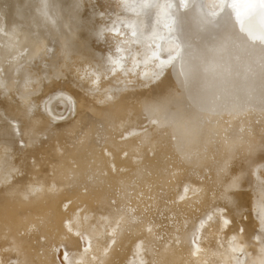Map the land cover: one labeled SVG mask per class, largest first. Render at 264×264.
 <instances>
[{
    "label": "rangeland",
    "instance_id": "rangeland-1",
    "mask_svg": "<svg viewBox=\"0 0 264 264\" xmlns=\"http://www.w3.org/2000/svg\"><path fill=\"white\" fill-rule=\"evenodd\" d=\"M58 1L53 0L51 3L57 2L58 6L62 4L67 8H63L62 5L58 7L54 3L57 11L53 5H50L55 11L53 17L57 23L58 32L65 39L69 35L75 37V33L70 32L73 29L78 31V28H73L74 25L70 24V17L74 20L81 17L79 16L81 12H78L79 5L74 0H71L72 3L64 0L66 5L61 3V0ZM0 2L2 4L0 5V55L2 56L6 51L4 58L9 59L1 60L4 58L0 56V61H4L3 64L0 62V79L2 80H0V85H2L0 86V102L6 104L8 110V114H3L0 109V124H7L14 131L16 145L25 147L26 142L20 137L23 131L22 122L15 116L21 115L25 121L36 122L37 120L29 121L27 112L32 106L35 111L37 110L36 113H40V116L45 115L40 97L49 96L54 88L47 86L43 95H38L37 89L34 91L33 88L25 102L23 100L25 98L17 94L15 88L25 87L24 81L27 75L30 76L33 84H41L46 78L45 75L42 77L45 67L42 62L47 59L44 49L52 47L55 38L61 41V37H54L53 33L56 32V28L48 24L50 30H55L50 31L53 32L52 41H49L50 37L47 40V28L44 29L38 20V23L40 22L39 24L43 26L39 33L45 30L47 37L43 32L42 36L39 34L42 38H38L41 41L37 39L38 36L34 34L33 28L35 29V25L38 24L36 22L38 17L33 19L34 27L31 25V18L35 16L38 0H10L9 2L0 0ZM69 3H74L76 8H71L72 5H68ZM53 8H51L52 11ZM59 8L63 10H61V13L64 12L63 15H59ZM11 29H15V33ZM30 29L32 31H29ZM25 31L30 32L29 41L32 38L35 39L29 42L30 44L34 42L31 46L26 39L27 36H24L27 33ZM23 32L25 34H21ZM31 32L37 37L32 36L31 38ZM78 32L76 34L79 36L80 32ZM22 35L26 37L24 38L26 40L21 38ZM37 40L41 46L38 45ZM26 41L27 43L24 44ZM19 45L22 47L20 48ZM26 46L30 50L24 53L25 49H29ZM32 46L35 49H32ZM54 46L58 50L54 49L56 54L60 53V45ZM7 47L12 48L11 51ZM17 47L20 48L18 51L25 48L20 51L24 54V58L39 54L38 59L42 60L43 57L44 60H39L41 62L39 64V61H36L38 59L31 63L28 62L29 59H20L22 53L17 52L15 49ZM106 49L109 50V46H102V51ZM14 53L19 55L15 57ZM15 63L18 65L16 66ZM26 65H32L33 68ZM254 68L255 72L250 69L251 92L242 91L240 95L241 102L246 106V102L250 101L248 113L252 122L247 125L250 128L239 126L232 133L227 128L218 135L217 142L220 147L214 153L208 152L199 159V171L191 166L197 161V154L202 149L199 133H196L190 142H186L178 136V123L174 121H164L142 115L135 125L129 124L128 120H121L113 125L105 126L95 121V118L90 115L91 110L88 109L90 107L82 102L79 105L82 106H78L75 112L68 111L65 105L59 106L61 113L56 110L57 115L55 114L54 118L45 115L44 122L49 125L48 127L46 124L40 125L41 127L37 126L39 120L35 123L36 125L30 124L31 128H28L30 132L27 131V136L35 155L29 156L24 173L14 177L13 196L7 198L9 201H5L2 208L0 206V211L2 210L3 213V207L8 204L6 215L14 220L12 222V220L0 218V264H19L16 257L21 248L28 251L31 256L33 255V259L38 256L48 260L47 264H63L64 262V264H233L236 255L241 259L245 258L243 264H259L264 255L260 240L263 237L261 220L257 215L260 205L264 204V168L261 167L264 165V111L258 112L255 101L264 97V66L255 64ZM124 76L123 80L106 77L103 83L106 82L108 89L113 87L118 89L120 84H127L126 82L133 85L136 83L135 77L128 74ZM243 92L245 95H242ZM30 96L32 99L35 96L36 103L35 100L30 99ZM81 98L87 100L83 92ZM24 103L31 104L26 105L29 107L27 111L24 109L26 106H22ZM19 105L22 107L20 108ZM18 106L22 112L17 111ZM38 110L41 111L38 112ZM25 112L26 115H24ZM38 116H35V119L39 118ZM205 119V121L209 120L207 117ZM72 123L75 125L77 123V127ZM226 123L228 122L225 121V125ZM251 123L254 124L253 127ZM72 125L73 128H70L71 132H69V127ZM47 130L51 131V135ZM43 132H45L44 135ZM37 133H42V135ZM234 134H237V137L232 142L230 138ZM37 136L42 141H39ZM41 143L44 144L42 146L45 149L42 148ZM54 187L59 195L55 203L59 212L58 224L54 226V231L57 232L55 241L46 243L48 237L44 234H37L31 236L27 244L19 248L20 240L28 233L27 228H21V226L34 218V210L38 206L35 200L40 195L48 197V193ZM101 187L108 192L109 206L98 203L94 194ZM241 189L243 195L238 196L237 193ZM156 200H161L164 206L153 208L152 204ZM128 207L129 210L124 213ZM221 209L224 213L219 212ZM209 215L210 219L207 220L209 217L206 218V216ZM242 215L246 216V219H242ZM76 216H84L88 219L87 221H90L89 225L92 226V230L88 234L87 231L84 234V230L71 233L66 230V223L74 221L73 218ZM205 218L207 223L203 220ZM226 218L231 222L227 223ZM148 219L152 222L158 221L157 225L152 224V227ZM144 221L149 226L145 223L143 225ZM140 223L141 227L138 225ZM67 253L68 256H65ZM59 254L62 259H58Z\"/></svg>",
    "mask_w": 264,
    "mask_h": 264
},
{
    "label": "bare ground",
    "instance_id": "bare-ground-1",
    "mask_svg": "<svg viewBox=\"0 0 264 264\" xmlns=\"http://www.w3.org/2000/svg\"><path fill=\"white\" fill-rule=\"evenodd\" d=\"M3 1L4 0H2V2ZM9 1L10 0H8V2ZM51 1L38 0V7L41 4L46 3L48 5L49 15L52 17V19H54L53 13L55 12V2H53L52 4ZM65 1L61 0V3H65ZM70 1L71 0H69L68 2ZM77 1L74 0V2L79 5L78 12H81L79 15L81 17H78L75 21L80 26H72L73 28H78V31L80 33L76 29H73V31L70 33H75V37H71L69 35L65 39L63 38L64 36L61 37L62 34L57 31V27L56 30L53 29L57 32H52L54 35L50 32L52 29L50 30L48 28V26L50 27V25H47V29L44 27V29H46V32L49 29L47 33H51V35H53L54 37H61V41H59L60 39L58 40V38H55L54 43H51L57 45V47L58 45H60V51L62 52V54L61 52L56 54V51L58 50L54 48L56 50L54 51V55L46 56V61L42 62L45 64V67L43 65L44 70L42 77L45 75L46 78L42 80L41 84L35 85V83H31L27 88L21 86L18 89L15 88L16 92H18L17 94H20L23 98L26 99L28 97V94L33 90V88L34 91H36L37 89L38 93H36L38 95H43L47 86L52 87L54 89L63 88L65 94L71 95L73 98L72 104L70 106L66 105V109L68 111L75 112L76 108L82 102H84V104L90 107L88 108L91 110L89 111L91 112L90 115L95 118V121L98 123H102L105 126L113 125L114 123L121 120H128L129 124L135 125L142 115H146L149 118H158L164 121L177 122V134L184 141L190 142L192 140V137L196 133H199V137L202 143V149L201 152H198L197 154V161H195L191 165L196 171H199V159L205 156L208 152L214 153L217 148L220 147V144H218L217 142L218 135H220L223 131H226L227 128L232 133L237 127H245L250 124V122H252L250 121L251 116H249L248 113L250 101H245L247 103L246 106V104H243V102H241L240 95L242 91L251 92L252 88L250 85V69L252 72H255V64L264 66V0ZM57 2L59 1L57 0ZM57 2L55 3L56 6H58ZM71 3H69L68 5H70ZM50 5H53L54 8L50 7ZM61 5L62 4H60L58 7H60ZM71 5V8H73L74 3ZM51 8H53V11ZM63 8L65 7L63 6ZM75 8L76 7H74V9ZM55 9H57V7ZM61 10L59 8V15H63L64 13H61ZM101 11H103V13H100ZM98 15L102 16V20L96 19ZM36 18V16H33L31 18V25L34 23L33 19ZM63 19H65V17ZM38 20H40V18H37V23ZM40 22L42 23L41 20ZM67 22L66 24L69 25ZM92 22L97 24L100 30L102 31L103 39L105 41L104 44H98L93 39ZM19 25L17 26L19 27ZM42 25L40 28L43 27ZM65 25H63V27ZM72 26L70 25V27ZM40 28L39 31L42 30ZM66 28L68 29V27ZM33 30L35 31L34 28ZM11 31L14 32L15 29H11ZM29 31L32 30L30 29ZM76 31L79 33V36L76 34ZM33 32H31V34ZM41 32L42 33H39L41 36L43 32L46 36L45 30ZM29 33L30 32H27L26 35H24L27 36V38L23 37V35L22 37L19 36V38L21 37L23 38V40L28 39L29 43L33 39L32 36L37 37L36 35H34V32V34L31 35V41H29ZM21 34L25 33L23 32ZM51 35H48L47 40L49 39V37V41L51 40ZM76 35L78 36L77 38ZM41 36L38 35L37 39H41ZM45 36L43 38H45L46 41L47 36ZM52 39L54 40V38ZM56 39L59 41V43H57L58 41ZM34 40L35 39H33V41ZM20 41L23 43L22 40ZM39 41L38 45H40ZM22 43L20 44L22 45ZM25 43H27V41L24 42V44ZM33 43L34 42H32V44L29 43V45L31 46L33 45ZM7 44L9 45V43ZM42 44H44L43 41ZM104 45L109 46V50L106 49V51H108L107 58L101 57L102 46ZM43 46L47 47V45ZM19 47L15 48L18 53L21 50L25 49L23 48L18 51ZM11 49H9V51H11ZM32 49L35 48L33 47ZM28 50H30V48L27 50L25 49V51L23 52L25 53ZM4 53L7 54L6 51H4ZM4 53L2 56L0 55L3 58L5 57ZM15 53V57H17V55L19 54ZM23 55V53L20 55V59L24 58ZM8 56L7 58H9ZM11 58L10 60H12ZM5 59L6 58H1V60ZM24 59H29V57ZM7 60L9 59H6V61ZM39 60L41 59H38L36 61ZM42 60H44L43 57ZM114 61H118L119 66H117V63H114ZM3 62L4 61H2L1 64H3ZM38 63L40 64L41 62L39 61ZM10 65L9 67H13ZM15 65L17 66L18 63H15ZM82 66L85 67V69ZM29 67H32V65ZM34 68L36 67L34 66ZM36 69L35 71L37 72ZM35 71L33 73H35ZM22 73L23 72H21V74ZM124 74H128L129 76L135 77L136 83L133 85L128 84V82H126L127 84H120V87H118V89L117 87L108 89L106 88V82L103 83V80L106 77H110L109 79L113 77L114 80H123L125 78ZM32 84L34 85L33 87ZM82 92L86 95L87 100H83V98H81ZM245 92H243L242 95H245ZM8 94L9 93H7V95ZM50 95H52V93ZM21 96L19 97L21 98ZM47 96L48 95L44 97ZM49 96L46 99H44V97H40V101L42 102L41 106L43 108V114L44 105L45 102L48 101ZM30 97V99L35 100L36 103V98L34 99L33 97L32 99V96ZM25 99H23L24 102L27 101V99ZM31 102L32 101H30V103ZM24 104H22V106H26L28 103H26L25 105ZM19 106L17 108L19 110L17 111L22 112L20 110L22 106H20V108ZM36 106L38 105L36 104ZM59 106L60 105H57L55 101H53L49 105L50 110H52L53 113L51 115H47L46 117L54 118L55 114L57 113H55V111H60L59 109L60 107H62ZM255 106L258 112L261 113L262 111H264V97H261L256 100ZM27 107L28 106L24 107L26 111ZM0 109L2 110L3 114H8V110H5L6 104L2 103V101L0 102ZM40 111L38 110V112ZM36 112L37 110L35 111V108H33L32 106L30 111L27 112L29 113V121L37 120L36 122L25 121L21 117V115L15 116L18 117L17 120L19 119L22 122L21 129L23 131L21 130L22 134L20 137L26 142L25 147H18L16 145L15 136L13 134L14 131H12L7 124H0L1 208L4 205L5 201H9L7 198L13 196L14 191L12 189V183L15 181L14 177L16 175L19 176L20 174L24 173L27 167V160L29 156L31 157L35 155L33 154V151L30 146V139L27 136V131L29 130L28 128H31L30 124L38 123L39 120L40 124L38 123L37 126H44V124H46L47 127L49 126L47 125V123L44 122L46 119V114L40 116V113ZM59 113H61V111ZM24 115H26V112L24 113ZM59 115L60 114H58V116ZM35 116H38L39 118L36 117L35 119ZM15 117L14 120L16 119ZM205 117H207L209 120L205 121ZM11 118L13 119L12 115ZM73 121L75 120L73 119ZM225 121L228 122L226 123V125ZM73 125L77 127V123L76 125L75 123ZM73 125L72 127H69V132H71L70 128H73ZM251 126L253 127L254 124L251 123ZM247 127L250 128L249 126ZM45 132H43V135L45 134ZM50 132L51 131H48V133L51 135ZM63 133H65L64 130ZM38 135H42V133ZM236 135L237 134H234L232 138H230L232 142H234V140L236 139ZM51 137H53V135ZM38 139L39 141H42L40 140V137ZM42 144L43 143H41L40 145L42 146ZM43 146L42 148H44ZM107 193L108 192H106L105 189L102 187L94 192L95 196L97 197L98 203H103L104 205L109 206L107 200ZM45 196L46 195L38 196V198L35 200L37 201L38 206L34 210V218L32 220L30 219L26 221L25 225L21 226V228H27L28 233L25 234L22 237L23 239L20 240L21 243L18 244L19 248H21L22 245L25 246V244H27V240H29L31 236L37 234L46 235L48 237L46 243L48 241H55L57 237V232L54 231V226L58 224L57 217L59 216V212L55 207V203L59 199L58 190H56L54 187L52 191L48 193V197ZM14 197H16V195H14ZM7 205L8 204L3 207V213L2 210L0 211V218L4 220H12L6 215ZM162 206H164V204L161 200H156L152 204L153 208H160ZM127 210H129V207L128 209H125L124 213H126ZM214 212H216V210H214ZM206 218H208L207 220H209L210 215L206 216ZM206 218L203 220L206 221ZM73 220L74 221L72 222L66 223V230L69 233L81 232L84 230V234H86V231L88 234V232L92 230V226L89 225L90 221H87L88 219L86 217L76 216L73 218ZM148 220L151 221L150 219ZM13 221L14 220H12V222ZM145 221L142 224L144 225L145 223V225H148ZM151 222L149 223L152 226V224L157 225L158 221L154 220V222ZM155 222L156 224H154ZM142 224H138L139 227H141ZM135 225L137 226V224ZM261 227L263 237L260 238V240L262 242V247L264 251V224L261 223ZM135 228L137 229V227ZM85 237H87V235ZM43 245H45V243H43ZM65 256H68V253ZM36 257L33 259V255L31 256L28 251H25L24 248H21L16 258L19 261V264L48 263V260L44 259L43 257L42 259L38 256ZM60 258L62 259L61 256L58 259ZM262 258L263 259H260L261 261L259 264H264V255ZM244 260L245 258L241 259L236 255L235 262H233V264H243ZM61 263H63V261H61Z\"/></svg>",
    "mask_w": 264,
    "mask_h": 264
},
{
    "label": "snow or ice",
    "instance_id": "snow-or-ice-1",
    "mask_svg": "<svg viewBox=\"0 0 264 264\" xmlns=\"http://www.w3.org/2000/svg\"><path fill=\"white\" fill-rule=\"evenodd\" d=\"M22 7H26V6H22ZM100 13H103V11H101ZM35 16L40 18V20L42 21V24L45 28H47V25L50 23L52 24L53 28H56V21L54 19H52V17L49 15V11H48V5L45 4H41L39 7H37L35 9ZM88 19V18H87ZM97 20H102V16L98 15ZM70 21L71 24L79 27L80 25L76 23V21L74 20V18L70 17ZM41 27L40 24H36L35 25V34L38 36L39 35V28ZM58 31V29H57ZM92 33H93V39L98 43V44H104L105 41L103 39V33L100 30L99 26L95 23L92 22ZM47 35H51V33H47ZM38 55H33L31 57H29L28 62L31 63L32 61L38 59ZM44 55L47 56H51L54 55V47H47L44 49ZM107 56V52L106 50L101 51V57L105 58ZM114 63H117V66H119L118 61H114ZM41 68V66H39ZM17 71H19V69H17ZM33 83V81L31 80L30 77L26 76L25 81H24V86L27 88L29 87V85ZM55 101V103L57 105L60 106H65L68 105L70 106L73 102V98L71 95L65 94V91L63 88L61 89H54L52 95L49 96L48 101L45 102L44 105V114L46 115H51L53 113L52 110H50L49 105ZM7 111V109H5ZM30 111V109H29ZM9 123H11V120H9ZM262 168H264V165H261ZM238 196H242L243 195V190L241 189L238 193ZM221 212H223V209L220 210ZM259 219L261 220V223L264 224V204H261L257 213ZM242 219H246V216L242 215ZM226 222L230 223L231 221L229 219L226 218ZM241 230H243L241 228Z\"/></svg>",
    "mask_w": 264,
    "mask_h": 264
}]
</instances>
